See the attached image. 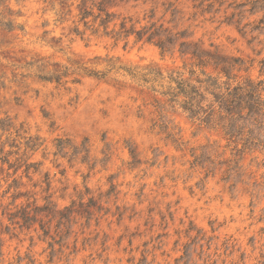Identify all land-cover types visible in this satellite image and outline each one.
<instances>
[{
	"label": "clouds",
	"instance_id": "clouds-1",
	"mask_svg": "<svg viewBox=\"0 0 264 264\" xmlns=\"http://www.w3.org/2000/svg\"><path fill=\"white\" fill-rule=\"evenodd\" d=\"M0 264H264V0H0Z\"/></svg>",
	"mask_w": 264,
	"mask_h": 264
}]
</instances>
